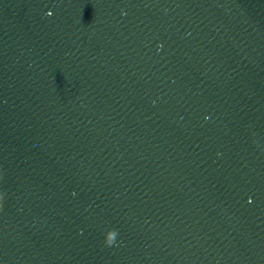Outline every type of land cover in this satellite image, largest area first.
Wrapping results in <instances>:
<instances>
[{"label":"water","instance_id":"obj_1","mask_svg":"<svg viewBox=\"0 0 264 264\" xmlns=\"http://www.w3.org/2000/svg\"><path fill=\"white\" fill-rule=\"evenodd\" d=\"M0 264H264V0H0Z\"/></svg>","mask_w":264,"mask_h":264},{"label":"clouds","instance_id":"obj_2","mask_svg":"<svg viewBox=\"0 0 264 264\" xmlns=\"http://www.w3.org/2000/svg\"><path fill=\"white\" fill-rule=\"evenodd\" d=\"M116 233H117L116 231L109 233L108 237L105 238V244L106 245H108V246L113 245V243L115 241L114 237H115Z\"/></svg>","mask_w":264,"mask_h":264}]
</instances>
